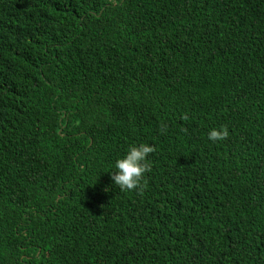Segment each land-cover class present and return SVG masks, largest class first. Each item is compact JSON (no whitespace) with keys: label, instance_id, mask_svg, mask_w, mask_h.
Listing matches in <instances>:
<instances>
[{"label":"trees","instance_id":"trees-1","mask_svg":"<svg viewBox=\"0 0 264 264\" xmlns=\"http://www.w3.org/2000/svg\"><path fill=\"white\" fill-rule=\"evenodd\" d=\"M0 264H264V0H0Z\"/></svg>","mask_w":264,"mask_h":264},{"label":"clouds","instance_id":"clouds-1","mask_svg":"<svg viewBox=\"0 0 264 264\" xmlns=\"http://www.w3.org/2000/svg\"><path fill=\"white\" fill-rule=\"evenodd\" d=\"M157 77L158 70L156 68L144 78L153 80ZM227 136L228 130L223 126L212 128L207 134L208 140L212 142L223 140ZM153 151V147L148 143L129 146L124 155L115 161L113 165L115 171L109 172L112 185L117 186L122 191L138 189L142 176L149 170L148 157ZM104 191H108V188H105Z\"/></svg>","mask_w":264,"mask_h":264}]
</instances>
